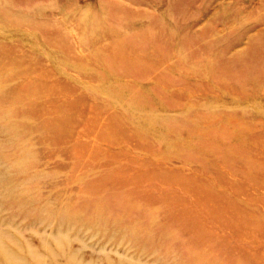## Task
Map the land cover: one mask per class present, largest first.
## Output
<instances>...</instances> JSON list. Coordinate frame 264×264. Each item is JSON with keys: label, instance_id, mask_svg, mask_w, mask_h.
Returning <instances> with one entry per match:
<instances>
[{"label": "rangeland", "instance_id": "1", "mask_svg": "<svg viewBox=\"0 0 264 264\" xmlns=\"http://www.w3.org/2000/svg\"><path fill=\"white\" fill-rule=\"evenodd\" d=\"M0 264H264V0H0Z\"/></svg>", "mask_w": 264, "mask_h": 264}, {"label": "bare ground", "instance_id": "2", "mask_svg": "<svg viewBox=\"0 0 264 264\" xmlns=\"http://www.w3.org/2000/svg\"><path fill=\"white\" fill-rule=\"evenodd\" d=\"M58 26V25H57ZM59 31V30H58ZM66 33V32H65ZM59 34V33H58ZM71 33H69V35H70ZM67 37H69V36H67ZM71 37V36H70ZM80 38V37H79ZM71 39H72V37H71ZM69 42V41H68ZM66 43V42H65ZM70 44V46H71V43H69ZM68 45V44H67ZM65 48H67L66 46H65ZM70 48V47H69ZM69 48H68V50H69ZM71 49V48H70ZM71 51V50H70ZM70 51H67V52H70ZM118 52V51H117ZM119 53V52H118ZM116 55V54H115ZM75 56V55H74ZM76 57V56H75ZM79 58V57H78ZM262 205V204H261ZM248 215V214H247ZM239 233V232H238ZM245 235V234H244ZM254 243V242H253ZM3 246V245H2ZM6 252H4V254H5ZM7 254L9 255V253L7 252ZM6 254V255H7ZM7 255V256H8ZM6 258V257H5Z\"/></svg>", "mask_w": 264, "mask_h": 264}]
</instances>
